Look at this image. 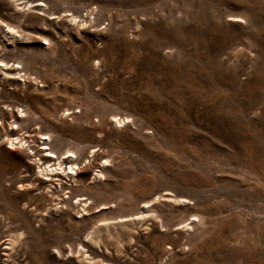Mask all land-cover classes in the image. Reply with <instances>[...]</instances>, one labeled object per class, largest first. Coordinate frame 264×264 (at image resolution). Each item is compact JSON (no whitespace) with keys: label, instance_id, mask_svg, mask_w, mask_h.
Listing matches in <instances>:
<instances>
[{"label":"rangeland","instance_id":"rangeland-1","mask_svg":"<svg viewBox=\"0 0 264 264\" xmlns=\"http://www.w3.org/2000/svg\"><path fill=\"white\" fill-rule=\"evenodd\" d=\"M0 22V264H264V0H0ZM49 151L79 170L46 193Z\"/></svg>","mask_w":264,"mask_h":264},{"label":"bare ground","instance_id":"bare-ground-1","mask_svg":"<svg viewBox=\"0 0 264 264\" xmlns=\"http://www.w3.org/2000/svg\"><path fill=\"white\" fill-rule=\"evenodd\" d=\"M1 27L5 30V33L7 35H9V37L12 34L15 33L11 27H8L7 25H4L2 22H0V28ZM17 66H19V65H17ZM16 69L17 68L8 69L4 73V75H6V76L10 75V77H11V75L14 76L15 74H18V72H16ZM114 118H115V124H119L120 125V124L124 123V121H125L124 117L122 119L120 117H118V118L114 117ZM126 122H127V120H126ZM7 143H8V149H14L17 146H22V145L25 144V142L22 143L21 139H18L17 137L9 139ZM54 159L57 161L55 164H52V165L51 164H47L49 161L54 160ZM37 161L38 162L42 161V164H44L42 166V168L39 171H37L38 175H41V176L46 178V179L44 178L43 184H47V182L49 180H51L52 176H56L59 173H65V175H68V176H71V177H72V175L77 176V173H78V170H79V166L76 165L75 163L69 164L67 167L64 166V168H62L63 165H65L64 164V158L63 157L59 158L53 152H50L47 156H40ZM50 188L51 187H50L49 184H47L45 186L46 193H49V192L51 193Z\"/></svg>","mask_w":264,"mask_h":264}]
</instances>
